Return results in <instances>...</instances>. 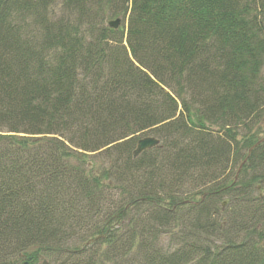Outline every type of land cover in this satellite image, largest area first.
Returning <instances> with one entry per match:
<instances>
[{
    "label": "trees",
    "instance_id": "obj_1",
    "mask_svg": "<svg viewBox=\"0 0 264 264\" xmlns=\"http://www.w3.org/2000/svg\"><path fill=\"white\" fill-rule=\"evenodd\" d=\"M261 138L264 0H0V264H264Z\"/></svg>",
    "mask_w": 264,
    "mask_h": 264
},
{
    "label": "water",
    "instance_id": "obj_2",
    "mask_svg": "<svg viewBox=\"0 0 264 264\" xmlns=\"http://www.w3.org/2000/svg\"><path fill=\"white\" fill-rule=\"evenodd\" d=\"M119 23H120V18L105 21L106 26L113 28V29H118ZM263 141H264V138H261L257 142V144ZM158 144H159V140L153 136H145V137L138 139L136 142V146L133 150V157L139 156L142 152L152 149L153 147H156ZM248 152H250V150ZM235 179H236V176H235ZM39 259L41 262H39L38 264H46V261L42 259L40 256H39Z\"/></svg>",
    "mask_w": 264,
    "mask_h": 264
},
{
    "label": "rangeland",
    "instance_id": "obj_3",
    "mask_svg": "<svg viewBox=\"0 0 264 264\" xmlns=\"http://www.w3.org/2000/svg\"><path fill=\"white\" fill-rule=\"evenodd\" d=\"M109 20H113V19H109ZM125 27H126V22L121 19L119 26H118V29H122L123 31H125ZM235 169H236V167L233 168V170H235Z\"/></svg>",
    "mask_w": 264,
    "mask_h": 264
},
{
    "label": "bare ground",
    "instance_id": "obj_4",
    "mask_svg": "<svg viewBox=\"0 0 264 264\" xmlns=\"http://www.w3.org/2000/svg\"><path fill=\"white\" fill-rule=\"evenodd\" d=\"M256 145H258L257 142H256L255 144H253V146H251V147L248 149V151H249V150L251 151Z\"/></svg>",
    "mask_w": 264,
    "mask_h": 264
}]
</instances>
